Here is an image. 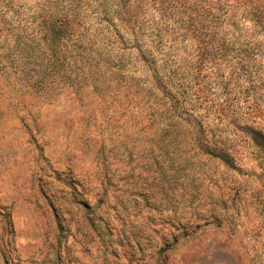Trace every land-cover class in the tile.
Instances as JSON below:
<instances>
[{
    "label": "rangeland",
    "instance_id": "rangeland-1",
    "mask_svg": "<svg viewBox=\"0 0 264 264\" xmlns=\"http://www.w3.org/2000/svg\"><path fill=\"white\" fill-rule=\"evenodd\" d=\"M60 1L0 0V264H264V0H83L79 90L17 45Z\"/></svg>",
    "mask_w": 264,
    "mask_h": 264
},
{
    "label": "trees",
    "instance_id": "trees-1",
    "mask_svg": "<svg viewBox=\"0 0 264 264\" xmlns=\"http://www.w3.org/2000/svg\"><path fill=\"white\" fill-rule=\"evenodd\" d=\"M115 10L111 12L112 7L106 5L101 6L95 4L94 11L97 12L98 21L112 25V20H122L125 16L122 0H115ZM83 0H62L61 12L54 17L48 16L46 20H42L39 30L36 35H33L26 41H17L18 48L26 55V58H31L30 50L34 48L31 43H35V49L39 54L33 55L32 58H47L43 66V76L45 77L51 71L58 69L60 71L59 85L79 90L85 88L88 79L94 73V70L89 64L90 58H117L118 55H113L107 48L110 42L106 34L101 35L104 29L90 31L83 26L84 15L82 14ZM95 3V2H94ZM101 8V9H100ZM100 9V10H99ZM118 9V10H117ZM129 28V27H128ZM124 28L123 31L126 35H131L132 40L136 42V38L128 30L132 28ZM121 41V39H119ZM29 41V42H27ZM138 54L142 58H149L152 56L151 52H143L140 49ZM59 62V65L57 63ZM69 68H72L71 73H67ZM48 77V76H46ZM49 78V77H48ZM153 78V85L161 87L163 79L155 74ZM44 78H26V88L40 90L44 87ZM95 86V84H92Z\"/></svg>",
    "mask_w": 264,
    "mask_h": 264
}]
</instances>
